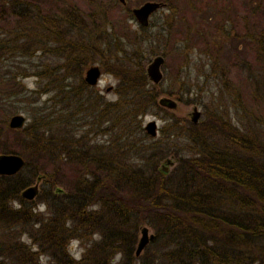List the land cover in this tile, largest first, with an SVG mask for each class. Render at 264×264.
I'll return each mask as SVG.
<instances>
[{
    "label": "trees",
    "instance_id": "obj_1",
    "mask_svg": "<svg viewBox=\"0 0 264 264\" xmlns=\"http://www.w3.org/2000/svg\"><path fill=\"white\" fill-rule=\"evenodd\" d=\"M42 1L0 0V56L38 57L33 65H10L0 73L11 98L21 90L18 78L36 77L26 124L10 128L26 141H18L21 149L0 143V152L26 156L16 173L0 175V264H264V30L233 34L241 45L228 53L217 43L216 75L227 100L218 97L206 120L199 115L196 123L188 121L184 145L176 147L169 142L176 135L174 119L160 127L164 136H150L142 127L144 115L160 108L144 72L148 49L126 54L103 14L77 8L73 14H45ZM173 1L164 4L172 10ZM111 41L122 52L113 58L119 71L106 63ZM92 62L118 79L109 102L82 78ZM232 67L248 87L243 95L228 77ZM42 94L48 97L37 105ZM2 98V115L17 110L14 99ZM78 99L83 101L75 109ZM228 102L242 117L241 126L227 118ZM77 111L92 117L87 124L95 132L108 123L112 143L93 142L91 129L77 130ZM169 155L174 162L164 171L160 164ZM40 175L51 188L42 186L30 200L20 197L21 188ZM60 183L63 191L54 192ZM142 223L152 227L153 237L135 255ZM72 239L79 242L78 256Z\"/></svg>",
    "mask_w": 264,
    "mask_h": 264
},
{
    "label": "rangeland",
    "instance_id": "obj_2",
    "mask_svg": "<svg viewBox=\"0 0 264 264\" xmlns=\"http://www.w3.org/2000/svg\"><path fill=\"white\" fill-rule=\"evenodd\" d=\"M143 1L146 0H124L123 3L119 0H43L41 5L45 14L52 10H66L68 13L73 14L76 12V8L84 14L93 11L103 14L106 22L112 26L108 29V32L113 31V33L119 35L120 45L125 49L126 54H129L138 46L148 49L150 53L144 62V72L145 65L151 57L156 54L163 55L164 60L160 65L162 77L157 83L153 84L151 81L149 83L154 85L155 90L158 91V96L164 95L175 99L176 107L171 109L160 105L159 109H154V111L144 115L142 125L147 120L154 119L157 125L155 136L160 137L164 136L166 132L164 129L163 133L160 127H163L170 119H174L176 135L169 138V142L174 143L176 147H181L184 145L185 125L190 121L187 112L192 106L196 105L197 109L200 110L199 120L203 121L207 119L208 109L213 108V105L218 101V97L219 102L227 100L222 82L216 75L218 73V62L215 61L217 43L222 41L223 52L228 53L229 50L233 51V47L238 43V39H235L233 34L239 36L248 34V31H251L255 26L264 30V0H174L172 10L168 8V3H165L150 14L148 26L144 32L139 29V24L131 13V8L138 6ZM153 1L164 2V0ZM256 4L259 7L258 10L255 8ZM224 28H226L225 31ZM112 43L111 41V51L106 53V63L108 67L119 71L122 67L120 61L116 63L113 58L115 55L120 56L122 52H115ZM238 45L240 46L241 43L239 42ZM246 54L247 60L251 61L250 54ZM37 59L38 57H35V55L26 57L20 56L18 53L15 55L4 54L0 56V73L14 67L10 65H15L16 69L26 67V65L29 66V64L33 65L37 63ZM55 60L57 61V59ZM92 63L97 64L101 70L98 82L92 87L103 94L106 99H114L116 93L113 89L117 83V77L111 70H104L99 62ZM44 64L54 65L50 60L44 61ZM84 69L81 75H83ZM228 77L231 83L241 91L242 95L246 93L248 87L242 79L243 75L238 73L234 67L230 69ZM18 79L21 81V90L15 97H7L10 86L4 84V81L3 84L0 83V95L3 100L8 102L14 99L11 102L17 110L13 113H22L25 116L23 124H26L29 110L34 107V103L28 102V100L35 97L34 94H32V97L30 96L29 90L36 88V77L34 74H30ZM72 81L73 79L70 78L69 82ZM220 89L223 94H220ZM46 97H48L46 94L40 95L37 98V105H40ZM227 104V118L232 124L241 126L243 120L239 112L236 113L235 107L230 102ZM253 106L255 105L253 104ZM10 115L5 116L0 113V119H4L0 128V143L7 147L20 148L18 141L20 139L26 141V137L22 136L19 139L18 135L16 136L10 130L11 127L7 124ZM78 115L79 118L81 113ZM85 119H87L86 116H84ZM105 125H108V123H105ZM87 126L85 124L79 128H86ZM88 136L93 137V134L88 133ZM114 139V132H111L109 127L105 132L91 138L93 142L99 144H109ZM182 151L185 152V150ZM20 155L26 159V156ZM56 185L61 188L64 187L62 183ZM42 186L45 190L51 188L48 183L40 179L38 190ZM18 194L20 196V192ZM17 203V200L14 199L12 201L13 207H17ZM37 209L43 210V205L40 204ZM141 225H146L148 231L153 232L150 225L146 223ZM139 233L138 230L136 241ZM94 237L96 236H92V238ZM21 238L25 239V236L22 235ZM70 242L72 243L71 251L75 256H78L81 251L79 242L75 239ZM41 258L44 259V256H41ZM117 258L118 255H115L114 259Z\"/></svg>",
    "mask_w": 264,
    "mask_h": 264
},
{
    "label": "water",
    "instance_id": "obj_3",
    "mask_svg": "<svg viewBox=\"0 0 264 264\" xmlns=\"http://www.w3.org/2000/svg\"><path fill=\"white\" fill-rule=\"evenodd\" d=\"M122 3L124 0H119ZM164 2L162 1H153L146 0L140 3L138 6L131 8V13L141 25L148 24V18L158 7L163 6ZM164 60L163 55L156 54L151 57L145 65V75L149 81L152 83H157L161 77L162 73L160 70V65ZM100 75V68L97 64H90L86 67L84 71V81L90 85L96 84L98 81V76ZM158 103L160 105L166 106L168 108H175L176 101L175 99L168 96H159ZM200 115V110L197 109L196 105H193L192 108L187 112V116L190 121L196 123ZM25 121V116L22 113H13L8 118V126L11 128H18L23 125ZM146 133L150 136H155L157 125L154 119L147 120L143 125ZM174 159L172 156H169L164 159L160 164V168L164 171L168 170L169 167L173 164ZM25 164V159L18 153L15 152H0V175H11L16 173L19 169ZM41 179V175L37 176L35 181L24 186L20 190V196L24 199H33V197L38 192V181ZM54 192H61L63 189L60 186L55 185L53 188ZM139 237L136 241L134 254L139 255L142 248L147 244L149 240L153 237V232L148 231L146 225H140L139 227Z\"/></svg>",
    "mask_w": 264,
    "mask_h": 264
},
{
    "label": "flooded vegetation",
    "instance_id": "obj_4",
    "mask_svg": "<svg viewBox=\"0 0 264 264\" xmlns=\"http://www.w3.org/2000/svg\"><path fill=\"white\" fill-rule=\"evenodd\" d=\"M94 64V63H93ZM89 66V65H88ZM86 69V68H85ZM85 69H84V71H85ZM100 74H101V70H100ZM84 77V72H83V75H82V78ZM99 77V76H98ZM84 80V79H83ZM85 82V81H84ZM98 82V81H97ZM96 82V83H97ZM86 83V82H85ZM88 86H94V85H90V84H88V83H86ZM96 93H97V95H98V97H99V99L102 101V102H105V101H111V99H106L105 97H104V95L103 94H101L100 92H98V91H96ZM80 95V94H79ZM76 101V100H75ZM83 100L81 99V100H77V102H76V104L74 105L75 106V109H76V107L78 106V104H80L81 102H82ZM64 102L63 101H60V103H59V105H60V110H61V107L64 105L63 104ZM86 104L89 106V103L87 102V103H82V106H86ZM81 113V116L78 118V114H80ZM82 114H84V111H80V112H76L75 113V118H76V121H75V128L77 129V130H80V131H85V130H89V129H91L92 127H90L89 126V124H87V123H89V121H91L92 120V117L91 118H89L88 116H87V119H85L84 120V116L82 115ZM81 120V121H80ZM77 121H80L79 123H76ZM88 125L86 128H79L80 126H84V125ZM142 127H143V125H142ZM103 128H107L106 130H108V126L107 125H105V123L104 124H102V125H100L99 126V131L98 132H95V131H93L92 129L91 130H89V131H91V132H89V133H92L93 134V137H95V135H97V134H99V133H103V132H105L106 130H104V131H101V129H103ZM143 129H144V127H143ZM144 131H145V129H144ZM146 132V131H145ZM147 134V133H146ZM87 136H88V134H87ZM89 138H93V137H90V136H88Z\"/></svg>",
    "mask_w": 264,
    "mask_h": 264
}]
</instances>
